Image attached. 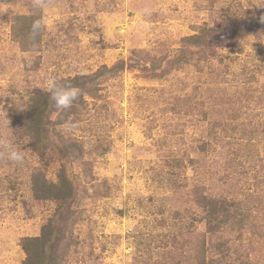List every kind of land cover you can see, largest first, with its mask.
Masks as SVG:
<instances>
[{
  "label": "rangeland",
  "instance_id": "374dc122",
  "mask_svg": "<svg viewBox=\"0 0 264 264\" xmlns=\"http://www.w3.org/2000/svg\"><path fill=\"white\" fill-rule=\"evenodd\" d=\"M262 7L264 0H46L40 9L33 0H0V264H22V239L37 236L56 208L31 191L35 174L54 179L59 164L32 150L30 98L45 92L49 75L120 62L87 98L75 135L81 161L66 162L76 196L62 264H197L199 249L212 254L219 240L234 264L247 253L246 262L264 264V25L249 26ZM141 8L151 10L144 21ZM37 19L46 27L33 45L27 28ZM204 24L230 26V34L214 40ZM7 141L20 146L22 164L7 160ZM203 191L253 195L249 214L258 220L248 219L242 236L211 237Z\"/></svg>",
  "mask_w": 264,
  "mask_h": 264
},
{
  "label": "trees",
  "instance_id": "16d2710c",
  "mask_svg": "<svg viewBox=\"0 0 264 264\" xmlns=\"http://www.w3.org/2000/svg\"><path fill=\"white\" fill-rule=\"evenodd\" d=\"M259 10L261 11L253 16L252 22L249 24L250 27L264 25V7ZM228 28L227 25H222L216 27V29H211V27L203 25L205 33L212 31L210 34L215 37L214 40L228 37L230 34ZM27 30L30 36L31 29L27 28ZM25 31L26 29L18 31L15 37H22ZM192 40L194 39H188L187 41ZM30 43L34 45L36 40H31ZM121 69L120 62L109 68L101 66L92 74L75 75L60 79V83L80 90V94L73 105L66 110H58L46 91L35 93L30 98L25 118V129L32 142V150L48 154L49 160L55 159L59 165L54 179H49L45 175L37 173L31 180L33 197L36 200H52L55 202L56 208L53 216L42 225L37 236L22 239L21 247L25 252L22 264H62L63 257L70 253L67 250L70 246L66 240H69L72 236L70 227L74 215L72 204L76 196V185L73 171L67 172L65 166L66 162L79 163L81 161L82 146L75 136L65 134L63 125L69 121L80 122L87 98L96 97L99 90L98 85L101 83L103 76L108 74L107 76L113 77L116 75V71ZM41 134L45 137L43 143L40 140ZM68 169L70 170V168ZM204 192L200 194L201 211L203 212L201 219L206 221L205 226L211 237L219 235L221 232H238L242 236L248 219L258 220L259 218L249 214L253 205L248 204V199L253 195L240 200L227 199L213 193L204 195ZM176 213L178 212L176 211ZM258 230H261V234H258L257 237L262 240L264 237L263 223H261ZM240 238L239 236L235 237V240L241 242ZM224 243L221 240L211 243L210 247L214 250L212 254L205 250V245H203L202 249H199L197 264H234L235 260L226 259L230 255V247L224 246ZM199 250L196 249V251ZM243 259L245 262L239 261L237 264H250V262H246V260H251L249 253Z\"/></svg>",
  "mask_w": 264,
  "mask_h": 264
},
{
  "label": "clouds",
  "instance_id": "9594fccd",
  "mask_svg": "<svg viewBox=\"0 0 264 264\" xmlns=\"http://www.w3.org/2000/svg\"><path fill=\"white\" fill-rule=\"evenodd\" d=\"M33 6L35 8L43 9L46 6V0H33ZM137 17L144 21L145 18L151 15L149 8H141L136 13ZM147 27V25L142 24ZM46 27V22L43 19H37L33 21L30 30V39L35 41L41 31ZM43 91H46L50 95V99L54 102L55 107L58 110H66L73 105V102L80 94L78 88L70 85H64L54 75H49L44 80ZM81 125L79 122H65L63 125V131L69 136H75L79 134ZM7 147L6 158L12 163L22 164L24 161L23 151L20 146H13L10 141L5 142Z\"/></svg>",
  "mask_w": 264,
  "mask_h": 264
}]
</instances>
